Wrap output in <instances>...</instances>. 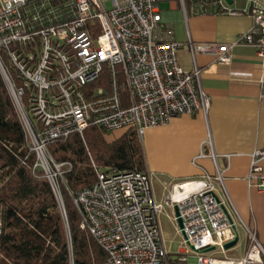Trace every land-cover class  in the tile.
<instances>
[{"label":"built area","instance_id":"built-area-1","mask_svg":"<svg viewBox=\"0 0 264 264\" xmlns=\"http://www.w3.org/2000/svg\"><path fill=\"white\" fill-rule=\"evenodd\" d=\"M178 1L185 6L184 0ZM160 2L0 0V73L35 156L32 172L47 180L61 209L60 184L72 165L52 157L50 142L72 133L83 137L89 126L105 133L133 130L141 139L147 128L166 125L180 115L206 114L209 108L199 68L181 66V44L170 27L160 25ZM217 3L223 13L251 17V27L235 42L256 48L259 83L264 86V0ZM189 46L192 55L230 60L225 44ZM263 159L264 148L251 153L248 183L259 191H264L259 164ZM214 180L205 174L173 183L162 203L153 194L146 170H96L95 182L74 192L72 200L81 227L105 253L102 264H185L186 257L169 258L158 220L164 205L172 209L174 204L187 237L184 252L195 253L197 264H264L256 231L243 221L248 244L240 258L191 249L214 246L223 251L222 245L234 237L213 197ZM171 218L176 220L174 214Z\"/></svg>","mask_w":264,"mask_h":264},{"label":"crops","instance_id":"crops-1","mask_svg":"<svg viewBox=\"0 0 264 264\" xmlns=\"http://www.w3.org/2000/svg\"><path fill=\"white\" fill-rule=\"evenodd\" d=\"M159 8L161 27H170L173 39L181 44V66L199 68L200 85L210 105L206 114L180 115L145 130L141 143L151 186L155 178L168 193L173 183L205 174L214 180L220 175L221 180H214L216 193L236 227L242 221L254 227L264 248V191L248 183L251 153L264 148V86L259 83L256 48L235 42L238 34L251 27L252 19L247 14L194 13L178 0H161ZM189 42L225 44L230 60L222 63L208 53L192 55ZM117 133L112 136L121 132ZM259 164L264 172V159ZM247 244L244 232V239L238 238L229 249L237 253L223 257L240 258Z\"/></svg>","mask_w":264,"mask_h":264},{"label":"trees","instance_id":"trees-1","mask_svg":"<svg viewBox=\"0 0 264 264\" xmlns=\"http://www.w3.org/2000/svg\"><path fill=\"white\" fill-rule=\"evenodd\" d=\"M194 13H223L217 0H184ZM71 169L60 184L61 209L45 178L32 172L35 156L0 73V264H102L105 253L81 227L72 194L96 180V170L145 171L135 131L118 136L89 126L49 143Z\"/></svg>","mask_w":264,"mask_h":264},{"label":"rangeland","instance_id":"rangeland-1","mask_svg":"<svg viewBox=\"0 0 264 264\" xmlns=\"http://www.w3.org/2000/svg\"><path fill=\"white\" fill-rule=\"evenodd\" d=\"M43 3L45 7L48 6L47 2L43 1ZM40 7L41 5H39L38 8ZM112 134L116 135L118 133L114 132ZM156 180L157 179L153 178L152 188L157 200L163 203L167 190L166 191L162 190L160 183ZM172 214H173L172 209L164 205V208L158 215L162 238L167 251L170 253L169 258L175 259L176 257L179 256L186 257L185 264H197L195 261V253L190 251L184 252V250L188 249V245L186 244L185 239L182 236L181 232H178L177 230L178 225L176 223V220H173L171 218ZM236 228L239 233V240L242 241L244 239L245 231L243 230L240 224ZM234 253H237V250L222 251L221 249H216L211 251V254L215 257L228 256Z\"/></svg>","mask_w":264,"mask_h":264},{"label":"water","instance_id":"water-1","mask_svg":"<svg viewBox=\"0 0 264 264\" xmlns=\"http://www.w3.org/2000/svg\"><path fill=\"white\" fill-rule=\"evenodd\" d=\"M227 4H231V0H225ZM213 197L215 199V201L219 204L220 208L222 209L223 213L225 214V216L227 217V220L229 221V223L231 224V228L233 230V233H234V237L233 239L225 242L223 245H222V249L223 251H227L231 248H233L237 242H238V238H239V234H238V231H237V228H236V225L233 221V219L231 218L225 204L222 202V200L220 199V197L213 193ZM172 211H173V214L175 215L176 217V223L179 227V229L181 230V234L182 236L184 237V239L186 240V235L184 233V231L182 230L183 228V224H182V219L181 217L179 216V210H178V206L177 204H174L172 206ZM191 249L194 251V252H198V253H204V252H208V251H211V250H215V247L214 246H210V247H207V248H204L202 250H195L191 245H190Z\"/></svg>","mask_w":264,"mask_h":264}]
</instances>
